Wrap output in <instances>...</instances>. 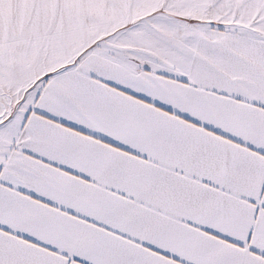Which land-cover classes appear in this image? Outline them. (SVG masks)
<instances>
[{
	"label": "snow or ice",
	"instance_id": "1",
	"mask_svg": "<svg viewBox=\"0 0 264 264\" xmlns=\"http://www.w3.org/2000/svg\"><path fill=\"white\" fill-rule=\"evenodd\" d=\"M0 264H264V0H0Z\"/></svg>",
	"mask_w": 264,
	"mask_h": 264
}]
</instances>
